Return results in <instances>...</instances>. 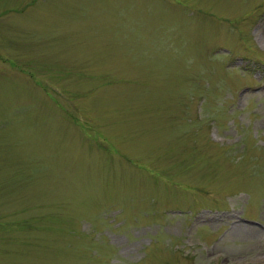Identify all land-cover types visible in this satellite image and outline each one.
<instances>
[{"label":"rangeland","instance_id":"obj_1","mask_svg":"<svg viewBox=\"0 0 264 264\" xmlns=\"http://www.w3.org/2000/svg\"><path fill=\"white\" fill-rule=\"evenodd\" d=\"M0 264H264V0H0Z\"/></svg>","mask_w":264,"mask_h":264}]
</instances>
